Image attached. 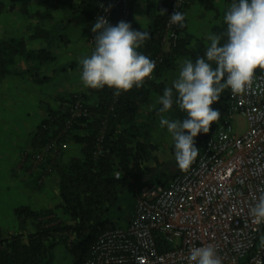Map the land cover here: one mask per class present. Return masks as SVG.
Wrapping results in <instances>:
<instances>
[{
  "label": "trees",
  "instance_id": "trees-1",
  "mask_svg": "<svg viewBox=\"0 0 264 264\" xmlns=\"http://www.w3.org/2000/svg\"><path fill=\"white\" fill-rule=\"evenodd\" d=\"M21 1L20 7L26 11L28 0ZM101 1L103 0H63L62 3L64 7L85 16L88 20L89 37L93 34L91 25ZM140 1L142 0H131L128 21ZM143 1L148 15L147 31L150 38L139 51L153 60L157 56L161 58L155 64L152 77H145L142 86L122 90L119 95L108 86L99 89L88 87L85 91L61 96L57 99L56 107L47 109L31 138L32 148L28 156L33 157L53 138L74 143L78 149L64 159L49 163L58 177L60 201L54 208L36 210L28 205H20L14 209L15 215L21 221V228L6 233L0 231V264H48L52 259L53 248L62 241L68 244L72 253L71 264H81L92 256V246L101 232L128 223L132 213L125 214L123 205L132 200L133 212L139 189L149 183L166 184L173 174L182 171L176 163L172 170L168 162L159 160L155 152L157 144L151 140L150 121L144 118L142 110L150 102L158 100L163 89L168 87L161 79L163 72L174 68L181 56L193 61L198 56H203L210 41L198 38L192 45L193 36L187 31L186 17L182 27L172 23L169 29L166 27L172 0ZM222 1L225 4L222 9L218 7L216 0L189 1L197 2L204 10L221 18L210 30L212 35H221V44L226 41V23L223 17L232 0ZM90 3H96V6L91 7ZM188 4L179 11L184 13ZM13 6L14 2L9 8ZM6 9L7 5L0 0V14ZM119 15V8L114 9L111 22L115 23ZM167 29L174 32L176 38L174 45L171 44L165 50L163 46L164 37L168 35ZM40 30H36L37 35H40ZM18 57L24 58L27 63L36 62L38 65L53 59L47 47L28 48L23 37L0 36V79L13 70ZM211 63L215 67V62ZM67 66L82 67L76 61H71L59 69ZM257 69L264 71L260 67ZM33 75L38 81H47L50 78L38 76V71L33 72ZM230 93L231 89L225 88L220 93V99L211 105L220 109V118L210 122L207 133L201 132L195 137L199 151L212 129L230 123ZM78 99L83 101L88 112L73 117L69 107ZM160 107L157 102L154 112H159ZM165 111L169 119H183L186 115L175 103L171 109ZM170 150L174 155V143ZM46 159L44 163H48L52 157L47 154ZM27 222L32 224V230L27 229ZM263 239L264 223L259 227L254 248ZM261 264H264V257Z\"/></svg>",
  "mask_w": 264,
  "mask_h": 264
},
{
  "label": "built area",
  "instance_id": "built-area-1",
  "mask_svg": "<svg viewBox=\"0 0 264 264\" xmlns=\"http://www.w3.org/2000/svg\"><path fill=\"white\" fill-rule=\"evenodd\" d=\"M189 1L172 0L170 14ZM130 2L103 0L95 18L105 16L111 22L113 10L119 8L115 23L128 21ZM170 26L169 17L166 27ZM94 35L88 37L92 45ZM175 38L168 31L165 50ZM159 60L155 57V64ZM69 111L73 117L88 112L79 99ZM234 113L245 119L242 133L233 132L230 123L212 129L189 168L173 174L166 184L141 188L128 223L101 232L92 256L81 264H188L190 251L207 245L215 247L222 264H261L264 239L257 248L254 245L262 223L254 222L250 208L264 191V71L255 69L244 93H230L229 114ZM66 144L53 138L33 155L43 170L38 183L51 171L44 163L46 155H58Z\"/></svg>",
  "mask_w": 264,
  "mask_h": 264
},
{
  "label": "clouds",
  "instance_id": "clouds-1",
  "mask_svg": "<svg viewBox=\"0 0 264 264\" xmlns=\"http://www.w3.org/2000/svg\"><path fill=\"white\" fill-rule=\"evenodd\" d=\"M169 17L170 23L184 25L185 13L174 11ZM223 20L226 41L221 44V35L210 36L204 55L184 60L177 78L158 97V111L171 109L175 103L186 114L183 119L160 118V127L166 126L173 138L176 166L181 170H187L199 152L195 137L219 120L220 109L211 105L220 99L222 90L230 88L234 96L244 93L255 69H264V0H232ZM91 31L94 49L80 59L83 86H108L116 95L142 86L155 68V61L139 51L150 33L132 28L125 20L113 24L105 16L95 18ZM250 215L257 225L264 223V191ZM188 264H222V259L214 246H198L190 251Z\"/></svg>",
  "mask_w": 264,
  "mask_h": 264
},
{
  "label": "rangeland",
  "instance_id": "rangeland-1",
  "mask_svg": "<svg viewBox=\"0 0 264 264\" xmlns=\"http://www.w3.org/2000/svg\"><path fill=\"white\" fill-rule=\"evenodd\" d=\"M6 5L7 9L4 10L0 14V36L9 37L10 35H15V31H25V27L23 26L28 17L25 15L21 9H12L9 8L10 4L14 2V0H2ZM33 7L36 5L46 6L45 2H41L39 0H32L31 3ZM57 5V4H55ZM32 7V8H33ZM56 6L55 8H57ZM57 11V9H56ZM213 14V13H211ZM34 17V16H32ZM77 22V21H76ZM133 22L139 24V29H143V15H141L140 11L137 10L136 15L133 17ZM143 23V24H142ZM190 24L192 25L193 31L203 36V39L208 42L210 41V36L212 33L206 34L207 28L205 27V23L202 19L196 20L191 19ZM34 33L36 32V28H34ZM79 29V28H78ZM76 28H72L70 37L72 38L71 42V51L66 58L71 61H76L77 65H80V59L89 55L84 46L81 44L82 37L80 36V32ZM20 33V32H16ZM84 41V40H83ZM65 48L59 49L64 50ZM57 51V50H56ZM188 59L185 56H181L177 59V65L174 68L166 69L163 73V81L167 86H171L172 81L177 78L180 68L184 62V60ZM60 62L58 60L54 61L50 68L52 67H61ZM40 68V67H39ZM42 68V67H41ZM80 70L81 67H75L73 70H68L66 78H55L51 82H45L43 84L36 85L35 88H30L29 92L21 89L18 92H15V88H13V84L16 82L14 78L8 77L6 81H2L0 85V231L1 233H6L9 230L20 229L21 221L15 215L14 206H20L21 203H26L30 205L29 207H33L30 202H25L29 199L27 189H25V185L18 180V175L10 176L3 175L8 173L6 170H10V167H14L16 164V159L21 150H23L29 143V130L34 127L36 121L39 119L41 115L40 106H38V100L44 99L52 101V93L56 91L57 93H61L66 89H76V90H84L88 87H84L82 82L80 81ZM50 71V70H48ZM11 78V79H10ZM10 80V81H9ZM20 88V87H18ZM40 89L42 92L38 91ZM39 93L42 94L39 97ZM49 94V97L43 96L45 94ZM47 94V95H48ZM51 95V96H50ZM158 100H154L150 102L148 105L143 108L142 113L146 120L150 121V129H151V140L157 144L156 154L158 155L159 160L168 162L170 164L169 168L174 169L176 160L175 155L171 153L170 147L174 143L171 134L167 131V127H160V118L166 117L168 118L166 111L154 112V109L157 106ZM169 119V118H168ZM230 124L232 127V131L235 133H242L246 128L245 119L234 113L230 116ZM12 169V168H11ZM13 171V170H11ZM10 171V173H11ZM31 183V181H29ZM153 182V181H150ZM140 191V189H139ZM139 193V192H138ZM43 195V194H42ZM37 201L34 202V205H38L36 209H45V208H54L57 203L60 201L59 195L57 194H48L46 196H40L39 194H35ZM35 198V197H34ZM36 207V206H35ZM131 208H133V201L128 200L123 205V212L125 214H130ZM27 229L32 230L33 226L30 222H27ZM72 263V253L68 247V244L64 241L57 244L52 250V259L48 264H71Z\"/></svg>",
  "mask_w": 264,
  "mask_h": 264
},
{
  "label": "crops",
  "instance_id": "crops-1",
  "mask_svg": "<svg viewBox=\"0 0 264 264\" xmlns=\"http://www.w3.org/2000/svg\"><path fill=\"white\" fill-rule=\"evenodd\" d=\"M39 1L45 2L46 6L43 7L42 5H38V6L36 5V7H33L31 6L32 0H28L27 10L23 11L20 7L22 1L14 0V6L12 7V9H18V8L21 9L23 13L25 12L24 14L27 15L28 18L26 20L25 19L23 20L25 21L23 25L25 27L24 28L25 31H15L14 33L15 35H10L9 37H23L26 40V46L28 48L36 49V48L47 47L51 51L53 55V59L38 65L36 62L27 63L26 60H24V58L18 57L15 65L13 66V70L3 75L0 79V85H1L2 81H6L7 79H9L8 77H12V79L14 78V81L16 83L13 84L12 87L15 88L14 91L18 93L21 89L29 92L31 90L30 88H35L36 85L43 84L45 82H51L55 78L57 79L66 78L69 76V75L66 76L67 73L69 72L68 70L75 69V67H70V66H67L65 69H59L60 71H58V67L50 68V65H52V63H54V61L56 60L60 62L59 64L60 66H63L69 62L70 59L66 58L65 56H68L72 49L70 45L73 40L70 37L71 35L70 29L79 28L78 31L80 32V36L82 37L81 44L83 43L82 45L84 46V49L88 54H90L94 49V45L90 44L88 40V20L85 18L84 15L80 14L78 11L75 12L73 11V9L71 10L69 8L64 7L62 3L63 0H39ZM73 1L79 2L81 0H73ZM188 3L189 4L184 9V13L187 19V31L193 36L192 45H194L196 40L198 38L199 39L203 38V36L200 37V35L196 34L193 31L192 25L190 24L191 19L193 20L194 16L196 17L197 21L199 20V18L202 19L203 22L205 23L204 24L205 27L207 28L206 34L208 35V33H211L210 31L211 26L213 24H218L221 18L217 15H214V13L211 11L204 10L202 6H200V4H198L197 2H188ZM216 3L220 9H222L225 6L222 0H216ZM95 4L96 3H90V6L95 7L96 6ZM56 6L58 7L55 8ZM137 10H139L141 15H143L144 25L142 26L143 28L142 30H147L148 15L146 12L145 2L143 0L140 1V3L134 7L133 13L129 21L131 23V27L134 29L141 30L139 29V24L133 22V17L136 15ZM34 28L36 29L40 28L42 30L39 31L40 35H37L36 32L34 33L35 30ZM45 31H47V33ZM16 32H20V33H16ZM63 47L65 49L60 51L59 49ZM35 71H38V76H50V78L47 81H38L34 79L33 72ZM162 77L163 74L161 76V79ZM85 90L86 89L84 90L66 89L61 93H57L56 91H54L52 93V96L50 95L53 98L52 101L44 100V99L38 100V106H40V108L42 107L41 115L39 119L36 121L37 123H35L34 127L30 128L29 130L30 141L28 145L18 154L15 166L10 167V170H8L7 168L6 170L8 171V173L2 174V176L8 175V178H10V176H13V174L15 176L18 175V180L21 181L23 185H25L24 187L25 189H27L28 192L29 199L26 200L25 202H30V204L33 205L32 209L37 208L38 205H34V202L36 203L37 201H39L36 199V197L39 198V196H34L35 198L33 197L34 193L39 194L42 197L43 195L46 196L50 193L54 195L58 193V177L57 174L54 172V170H51L45 173L43 181L41 183L37 182V178L42 174L43 170H42V165L35 164V162H33L32 160L33 157L28 156V152H30L29 150H31L32 148L31 138L36 130L37 125L46 115L47 109L49 107H56L58 105L57 103L58 98H60L61 96L68 95L70 93H77ZM38 91L40 93L42 92L40 89H38ZM40 93H39V97L42 95ZM47 94L43 96H47L48 98L49 94L48 95ZM77 149L78 146L76 144L67 143L66 146L59 152V154L53 156L48 163L46 162V164L53 163L58 159H64L69 155L76 153ZM29 181H31V183ZM21 205H28V204L21 203ZM16 207L17 205L14 206V208Z\"/></svg>",
  "mask_w": 264,
  "mask_h": 264
}]
</instances>
